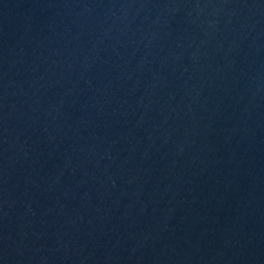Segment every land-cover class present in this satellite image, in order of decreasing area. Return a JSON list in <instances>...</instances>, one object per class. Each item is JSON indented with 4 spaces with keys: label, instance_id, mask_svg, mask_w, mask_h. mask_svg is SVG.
Returning <instances> with one entry per match:
<instances>
[{
    "label": "water",
    "instance_id": "water-1",
    "mask_svg": "<svg viewBox=\"0 0 264 264\" xmlns=\"http://www.w3.org/2000/svg\"><path fill=\"white\" fill-rule=\"evenodd\" d=\"M0 264H264V0H0Z\"/></svg>",
    "mask_w": 264,
    "mask_h": 264
}]
</instances>
